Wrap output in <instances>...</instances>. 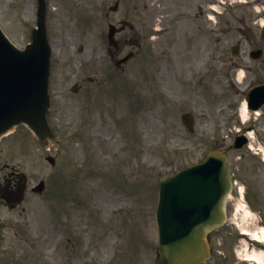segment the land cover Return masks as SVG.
Here are the masks:
<instances>
[{
    "label": "rangeland",
    "instance_id": "374dc122",
    "mask_svg": "<svg viewBox=\"0 0 264 264\" xmlns=\"http://www.w3.org/2000/svg\"><path fill=\"white\" fill-rule=\"evenodd\" d=\"M81 1L50 0L49 3L48 32L54 53L59 56L55 58L54 74L55 84H59L54 87L53 99L52 123L58 127L55 139L45 148L21 126L0 144L2 160L20 165V170L32 178L33 183L51 177L61 178L59 183L74 179L76 183L70 187H74L76 201L67 204L59 220L65 224L68 219L75 227L84 224L95 200L109 203L110 199H118L121 195L129 198L125 181L136 185L141 177H148L157 182L179 167L202 159L208 149L207 142L213 145L214 135L210 132L215 124L221 123L218 119L222 116L221 109L237 102L240 95L234 90L225 99V91L222 102L218 97L212 99L211 89L196 83L199 73L192 67L202 65L196 62L202 53L206 52L208 57L218 48V38H223L221 49L226 57L239 41H243L241 50L250 49L258 43L260 21L254 18V9H234L226 16L234 24L229 25L230 29L223 22L225 18L221 21L215 17L214 23L202 19L197 8L200 0H192L193 6L189 5V0H122L120 9L134 10V23H143L144 32L152 35L147 40L151 43L147 47L152 48L143 52L141 68L136 60L133 61L130 69L133 68L135 74L129 72L127 81L136 100V93L139 94L141 105L138 106L131 96L122 95L120 87L105 94L102 91L107 92L110 85L99 88L88 85L81 94L75 95L72 88L76 81L64 83L67 71L91 76L85 57H89L92 48H105V15L116 0H87L85 8ZM36 7V0H0V25L19 47L30 41ZM263 8L264 0L260 5V9ZM121 16L122 12L115 15L117 20ZM157 27H162L163 31L155 36ZM241 27L240 32L236 30ZM79 47H84L85 52L79 54ZM240 73L241 77L237 78L245 81L243 88L255 81L254 71H245V78ZM229 81L225 78L222 85L225 90ZM184 112L195 115L193 135L181 123ZM263 125L264 121L260 120V127ZM48 155L56 158L55 168L46 162ZM258 173L254 171V175ZM67 191L73 192L70 188ZM33 208L29 228L35 233L54 234L63 230L50 221L55 219L61 205L56 209L45 208L40 201L33 203Z\"/></svg>",
    "mask_w": 264,
    "mask_h": 264
},
{
    "label": "water",
    "instance_id": "95a60500",
    "mask_svg": "<svg viewBox=\"0 0 264 264\" xmlns=\"http://www.w3.org/2000/svg\"><path fill=\"white\" fill-rule=\"evenodd\" d=\"M24 59L30 60L31 58L28 56ZM33 61L36 63L35 59ZM215 157H217L215 160H222L220 155H216ZM207 166L212 165L209 163ZM187 175L188 172H184L177 178L165 180L167 183L163 184L165 196L160 204L158 218L164 232L163 245L161 247L163 258L160 264H201L206 251L203 227L212 224L216 225L220 220V210L224 206L227 195V170L225 165L222 167L219 165V169L211 177L210 183H206L204 187L200 188L199 193L195 186L203 180V176L195 180L191 178L186 179ZM215 180L219 182L218 187ZM173 194L177 195L180 204L176 205L173 210L172 208L168 210L170 198H172ZM181 207L195 209V214L188 218L187 223H183L180 227H177L175 226L177 220L172 215H178ZM205 207H209L207 212L204 211ZM197 231L200 236L193 238V235Z\"/></svg>",
    "mask_w": 264,
    "mask_h": 264
},
{
    "label": "flooded vegetation",
    "instance_id": "af4514ba",
    "mask_svg": "<svg viewBox=\"0 0 264 264\" xmlns=\"http://www.w3.org/2000/svg\"><path fill=\"white\" fill-rule=\"evenodd\" d=\"M8 186L13 188L11 184ZM250 202L258 211L259 218L253 222L241 219L234 209V204L231 203L228 208L227 223L211 236L212 256L206 264H264V258L261 263H258L250 256L258 251L264 252V242H258L255 237V234L264 230V197L255 193L251 196ZM138 232L139 234L130 230L116 231L115 246L109 248V251L100 257H95L96 261L103 260L111 254L113 264H153L154 242L149 240L153 239V236L144 229ZM104 243L101 242V244ZM81 258L86 256L81 255Z\"/></svg>",
    "mask_w": 264,
    "mask_h": 264
},
{
    "label": "bare ground",
    "instance_id": "6f19581e",
    "mask_svg": "<svg viewBox=\"0 0 264 264\" xmlns=\"http://www.w3.org/2000/svg\"><path fill=\"white\" fill-rule=\"evenodd\" d=\"M244 107H245V110H247V109H246V104L244 105Z\"/></svg>",
    "mask_w": 264,
    "mask_h": 264
}]
</instances>
